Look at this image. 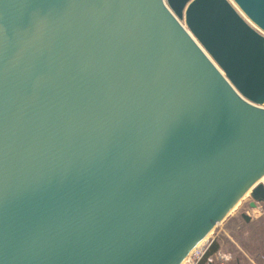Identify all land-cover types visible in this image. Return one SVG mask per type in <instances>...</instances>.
<instances>
[{
	"label": "water",
	"instance_id": "1",
	"mask_svg": "<svg viewBox=\"0 0 264 264\" xmlns=\"http://www.w3.org/2000/svg\"><path fill=\"white\" fill-rule=\"evenodd\" d=\"M263 175L264 0H0V264H181Z\"/></svg>",
	"mask_w": 264,
	"mask_h": 264
},
{
	"label": "rangeland",
	"instance_id": "2",
	"mask_svg": "<svg viewBox=\"0 0 264 264\" xmlns=\"http://www.w3.org/2000/svg\"><path fill=\"white\" fill-rule=\"evenodd\" d=\"M249 202V195H244L224 220L209 233V236H214L218 232V237L214 240L218 241L220 249L229 250L232 257L239 255V252L236 254L239 251L237 246L253 256L264 257V207L259 205L252 209ZM242 213L249 215L250 221L245 222L241 217Z\"/></svg>",
	"mask_w": 264,
	"mask_h": 264
},
{
	"label": "built area",
	"instance_id": "3",
	"mask_svg": "<svg viewBox=\"0 0 264 264\" xmlns=\"http://www.w3.org/2000/svg\"><path fill=\"white\" fill-rule=\"evenodd\" d=\"M215 236H209L194 247L181 264H227L229 254L218 248L209 253L210 246Z\"/></svg>",
	"mask_w": 264,
	"mask_h": 264
},
{
	"label": "crops",
	"instance_id": "4",
	"mask_svg": "<svg viewBox=\"0 0 264 264\" xmlns=\"http://www.w3.org/2000/svg\"><path fill=\"white\" fill-rule=\"evenodd\" d=\"M248 221H250V219ZM225 235L229 237L226 233ZM214 236L215 238L218 237V232ZM237 249L239 251H237L236 254H238L239 252V255L233 257H232V253L229 250L224 251L225 253L229 254V259L227 261V264H264V257L253 256V254L244 251L240 246H237Z\"/></svg>",
	"mask_w": 264,
	"mask_h": 264
},
{
	"label": "trees",
	"instance_id": "5",
	"mask_svg": "<svg viewBox=\"0 0 264 264\" xmlns=\"http://www.w3.org/2000/svg\"><path fill=\"white\" fill-rule=\"evenodd\" d=\"M219 243L217 240H214L210 246L209 253L214 252L216 249L219 248Z\"/></svg>",
	"mask_w": 264,
	"mask_h": 264
},
{
	"label": "bare ground",
	"instance_id": "6",
	"mask_svg": "<svg viewBox=\"0 0 264 264\" xmlns=\"http://www.w3.org/2000/svg\"><path fill=\"white\" fill-rule=\"evenodd\" d=\"M240 12V11H239ZM240 14L245 18V16L240 12ZM246 19V18H245ZM247 20V19H246ZM248 21V20H247ZM248 23L252 26V27H254L253 25H252V23H250L249 21H248ZM261 181H264V175L261 177ZM209 236V234L202 240V241H204L207 237ZM201 241V242H202ZM200 242V243H201Z\"/></svg>",
	"mask_w": 264,
	"mask_h": 264
}]
</instances>
